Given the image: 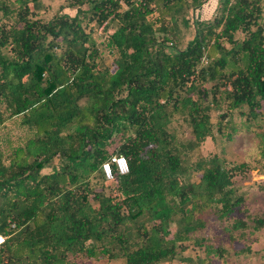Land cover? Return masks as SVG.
<instances>
[{"label":"trees","instance_id":"1","mask_svg":"<svg viewBox=\"0 0 264 264\" xmlns=\"http://www.w3.org/2000/svg\"><path fill=\"white\" fill-rule=\"evenodd\" d=\"M15 1L0 0V264L221 254L202 234L205 216L227 219L244 202L239 181L264 172L262 0H219L210 19L189 17L205 0H67L47 19L43 0ZM108 24L113 70L92 35ZM180 24L191 31L183 47ZM235 117L254 126L252 160L196 155L206 137L232 141ZM113 154L128 171L111 164L107 179ZM251 221L263 227L264 214ZM191 242L203 257L185 253Z\"/></svg>","mask_w":264,"mask_h":264},{"label":"rangeland","instance_id":"2","mask_svg":"<svg viewBox=\"0 0 264 264\" xmlns=\"http://www.w3.org/2000/svg\"><path fill=\"white\" fill-rule=\"evenodd\" d=\"M66 1L67 0H43L46 7L39 12L40 16L43 19L51 17L57 11L58 7ZM9 2V5L13 6V8L17 6V2L15 0H9ZM261 2L264 3V0ZM195 13L196 11H190L189 17H194ZM155 15H157L156 11L153 13V16ZM150 16L151 15H149V17ZM93 24L94 23L91 22L89 23V26ZM113 28L114 27L112 24H108V26H102L97 28V30H92V35L94 36L95 41L103 50V64L109 65L111 70L114 69L112 64L113 55L104 46V43L108 37V34L113 31ZM180 28L184 32V37L179 41L178 45L183 47L186 41L191 37V31L189 29L185 30L181 24ZM237 36H240V34H237ZM217 119V111L212 110L211 121L215 123ZM235 119L238 121L239 129L238 132L235 133L234 139L232 141L223 145L220 144L219 140L206 137V139L200 144L196 155L209 156L215 153L226 159L228 162L252 160L254 155L257 153V138L252 131L254 126L252 129L247 130L242 126L240 127L239 117H235ZM261 123L264 128V121L262 120ZM6 124L7 127L10 128V131L13 132L12 135L21 132L20 129H14L12 120H7ZM172 126L175 129L178 137L188 136L189 130L185 127L181 116L177 115L174 117L172 120ZM117 145L118 141L109 147V151L113 153ZM43 170L49 171V168H45ZM248 175V178L242 179L238 183V192L244 197V202L238 209H236L232 214L229 215L227 219L224 220H218L215 214L205 216L206 219L211 220L212 222H209L206 225V227L202 230V234H205L214 246L221 248V254L218 255L211 253V260L206 261L205 264H264V247L262 249V246H264V229L256 239L242 238L238 235H234L233 231L232 234H230L225 230V226L227 224L229 225L232 220H243L245 222H249V225H251L252 218L264 214V190H260L257 187L258 184L264 182V172L262 168H258L252 173H248ZM199 176L200 172L194 174L193 179L198 180ZM187 247L188 248L185 251L186 254H191L194 258H196L198 255L201 257L204 256L201 248L197 245H194L192 242ZM257 254H260V256ZM82 264H125V262L122 258H85L82 261Z\"/></svg>","mask_w":264,"mask_h":264},{"label":"crops","instance_id":"3","mask_svg":"<svg viewBox=\"0 0 264 264\" xmlns=\"http://www.w3.org/2000/svg\"><path fill=\"white\" fill-rule=\"evenodd\" d=\"M218 1L219 0H205L204 3H202L201 6L199 8H197L196 13H195L196 16L199 15V17L201 19H210L215 13V10L218 6ZM263 185H264V183H263ZM246 223H247L248 227L238 228V229L234 230L233 231L234 235H238L242 238H251V239L252 238L253 239L258 238V235H260L262 233L264 226L259 228V229H253L252 225H249V222H246ZM263 247L264 246H262V249H263ZM257 255L260 256V254H257ZM184 263H186V262H182L179 260H171V261H165L162 264H184ZM186 264H188V263H186Z\"/></svg>","mask_w":264,"mask_h":264},{"label":"built area","instance_id":"4","mask_svg":"<svg viewBox=\"0 0 264 264\" xmlns=\"http://www.w3.org/2000/svg\"><path fill=\"white\" fill-rule=\"evenodd\" d=\"M262 32L264 34V25L262 26ZM202 60H204V58H202ZM111 164H114L120 173H126L128 171V166L125 157L121 154H113L107 161L102 163V170L107 179H110L112 176ZM6 238L7 235L0 233V246L4 243Z\"/></svg>","mask_w":264,"mask_h":264}]
</instances>
